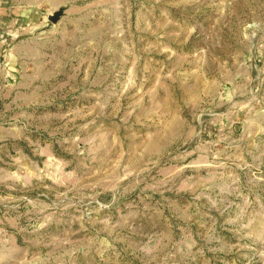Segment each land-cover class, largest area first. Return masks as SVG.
<instances>
[{
    "label": "rangeland",
    "instance_id": "obj_1",
    "mask_svg": "<svg viewBox=\"0 0 264 264\" xmlns=\"http://www.w3.org/2000/svg\"><path fill=\"white\" fill-rule=\"evenodd\" d=\"M0 264H264V0H0Z\"/></svg>",
    "mask_w": 264,
    "mask_h": 264
},
{
    "label": "water",
    "instance_id": "obj_2",
    "mask_svg": "<svg viewBox=\"0 0 264 264\" xmlns=\"http://www.w3.org/2000/svg\"><path fill=\"white\" fill-rule=\"evenodd\" d=\"M62 14H63V11L60 10V11L56 12L54 15H51L49 17V19L52 23H57L59 21L60 17L62 16Z\"/></svg>",
    "mask_w": 264,
    "mask_h": 264
}]
</instances>
